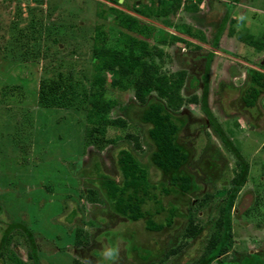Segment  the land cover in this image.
Segmentation results:
<instances>
[{
	"label": "rangeland",
	"instance_id": "374dc122",
	"mask_svg": "<svg viewBox=\"0 0 264 264\" xmlns=\"http://www.w3.org/2000/svg\"><path fill=\"white\" fill-rule=\"evenodd\" d=\"M203 1L198 13L192 14L186 7L197 0H182L180 11L171 17L178 29L147 18L150 0H138L137 5L142 11L138 17L157 28L141 35L142 39L158 40L165 30L199 46L176 42L163 47L169 55L162 62L163 69L188 73L182 90L185 100L203 97L204 59L211 51L217 53L210 73L208 104L250 167L232 214V251L220 260L225 264L250 254L264 257V94L252 109H247L242 100L248 69L261 70L257 64L264 62V54L248 44L250 38L264 39V0H240L236 6L232 5L234 0ZM134 3L128 0L123 7L121 0L119 4L105 0H0V206L4 209L0 215V244L4 229L24 224L35 235L42 264H84L85 258L91 264H101V246L116 242L121 246L117 264L195 262L215 232L226 189H231L236 176V156L223 145L200 105L186 103L182 111L190 118L184 139L192 151L189 171L203 187L198 198L211 194L208 207L199 212L201 219L196 220L197 225L205 226L202 235L184 239L187 221L182 219L176 220L175 227H180L172 230L174 234L167 229L149 233L145 221L130 223L103 202L91 200L90 197L95 198L90 194L96 189L94 183L99 187L101 181L96 167L116 176L122 149H132L139 157L145 155L147 128L128 123L117 108L110 114L108 137L122 136L118 146L86 147L87 106L77 102L74 108L47 110L41 108L38 97L42 83L56 80L59 75L72 78L78 97L103 92L91 84L96 28L106 25L108 33L112 28L118 31L109 8L128 12ZM101 13L106 18L99 16ZM130 13L137 15L133 10ZM228 14L220 46L213 49V39ZM183 24L191 26L194 35L202 31L206 41L183 35ZM233 29L235 33L230 35ZM110 37L113 41L116 36L110 32ZM192 78H197L194 89L190 88ZM113 84L111 79L109 87ZM118 96L122 105L134 99L133 93ZM128 134L140 139L143 150L137 149L134 141L124 139ZM152 180L162 181L155 169ZM170 199L178 203L179 197ZM165 205L168 206L167 201ZM147 208L155 211L153 204ZM165 217L166 214L157 216L155 221L160 223ZM79 231L89 240V246H76ZM11 239L0 264H19V259L32 264L24 235L15 232ZM136 245L145 250L138 254ZM171 248L180 253L165 260L163 255ZM146 249L152 252L149 261L140 257L150 255ZM11 256L13 261L8 260Z\"/></svg>",
	"mask_w": 264,
	"mask_h": 264
},
{
	"label": "trees",
	"instance_id": "16d2710c",
	"mask_svg": "<svg viewBox=\"0 0 264 264\" xmlns=\"http://www.w3.org/2000/svg\"><path fill=\"white\" fill-rule=\"evenodd\" d=\"M119 1L114 0V3L119 4ZM133 1L135 2L133 8H127L128 12L116 7L109 8L114 13L113 22L119 28L118 31H115L116 28H112L110 31L116 36L113 41L110 32L106 31V25L96 28L92 49L91 84L96 88L103 89V92L89 96L83 93L82 98L78 97L72 86V78L59 75L56 80L42 83L41 93L38 97L39 105L47 110L54 107L56 109L74 108L77 107V102L79 105L87 106L86 147L93 146L100 149L109 145L118 146V143L123 139L122 136L108 137L110 114L117 108H120L122 116L128 123H139L147 128V135L143 142L147 148L145 155L139 157L134 154L132 149H122L116 176L107 175L98 165L96 168L97 175L101 180L100 186L98 187L97 183H94L96 189L92 190L90 194L95 198H90L93 202H103L112 208L117 216L130 223L145 221V229L149 233H161L167 229L171 234H174L172 230L178 227H175L176 220H185L187 225L183 232L184 239H195L202 235L205 226L197 225L196 220L197 218L201 219L198 217L199 212L208 207L211 199V194H206L201 200L197 196L203 187L198 184L196 176L189 171L192 151L184 140L190 118L182 111V108L186 103L200 105L202 113L208 118L223 145L229 153L236 156L237 165L231 189H226L228 191L224 196L223 205L221 204L222 206L219 208V217L214 225L215 232L207 243L202 257L189 264H214L217 262L222 264L221 258L232 251V214L237 198L247 183L250 167L242 153L235 148L217 123L208 104L210 73L216 52L211 51L204 59L206 64L202 77L204 80L203 97L199 99L194 96L185 100L182 90L187 82L188 73L185 70L170 73L163 69L162 62H164L165 56H169L163 47L173 46L176 42H183L189 47L199 48V46L192 45L179 35L167 34L165 30H163L164 32L161 30L163 35L158 40L142 39L141 35L149 34L157 28L138 17L142 11L138 8V0ZM127 2L128 0H124L121 6L125 7ZM203 2V0H197L195 4L189 3L186 11L192 14L198 13ZM238 2L240 0H234L232 5L236 6ZM182 3V0H150L147 18L168 28L178 29L177 25L171 21V17L177 15ZM131 10L137 15L130 13ZM101 15L106 18L103 13L99 16ZM229 17L228 14L223 19L213 39V49L218 50ZM183 25H185L183 30L185 34L183 35L201 42L206 41L202 31H200L202 34L194 35L191 32V26ZM234 33L233 29L230 35ZM248 44L264 54V39L256 41L250 38ZM262 63L263 61L257 64L261 70L248 69L247 88L242 98L247 109L255 108L264 94V65ZM111 79L114 84L109 87ZM194 83H197V78H192L191 89L196 87ZM125 93H133L134 99L128 104L122 105L118 94ZM132 113H135V117ZM124 139L134 141L136 148L143 150L139 138L128 134ZM153 169L161 174L162 181L153 182ZM172 197H179L178 203L171 200ZM191 197H196V200L191 201ZM165 201L168 202V206L165 205ZM149 204L154 205V212L147 208ZM3 212L4 209L0 206V215ZM163 214H166L165 220L162 219V222L157 223L155 217ZM15 232H21L26 238L29 245L28 258L31 263L42 264L35 235L24 224H12L3 230L0 261L5 258L4 252L10 245ZM75 241L78 247L90 245L89 240L83 238L81 231L77 233ZM143 249L145 250V248L136 245L134 250L140 254ZM149 253V256L145 254L139 256L142 260L149 261L152 252L149 251ZM179 253V249L171 248L163 256L166 260ZM13 254L16 256V253ZM12 258L13 256L8 260L11 261ZM254 258L257 260L254 261ZM252 261L264 264V257L259 254H250L236 262L225 264H253ZM17 262L26 264L20 259ZM151 264L155 263L151 262Z\"/></svg>",
	"mask_w": 264,
	"mask_h": 264
},
{
	"label": "clouds",
	"instance_id": "9594fccd",
	"mask_svg": "<svg viewBox=\"0 0 264 264\" xmlns=\"http://www.w3.org/2000/svg\"><path fill=\"white\" fill-rule=\"evenodd\" d=\"M107 3L114 2V0H105ZM124 3V0H121ZM121 246L119 242L115 244L106 243L101 246L100 255L102 257L101 264H117V260L120 256ZM84 264H91V260L85 258Z\"/></svg>",
	"mask_w": 264,
	"mask_h": 264
},
{
	"label": "water",
	"instance_id": "95a60500",
	"mask_svg": "<svg viewBox=\"0 0 264 264\" xmlns=\"http://www.w3.org/2000/svg\"><path fill=\"white\" fill-rule=\"evenodd\" d=\"M122 3H123V1H122ZM262 64L264 65V62Z\"/></svg>",
	"mask_w": 264,
	"mask_h": 264
},
{
	"label": "crops",
	"instance_id": "0c3cea01",
	"mask_svg": "<svg viewBox=\"0 0 264 264\" xmlns=\"http://www.w3.org/2000/svg\"><path fill=\"white\" fill-rule=\"evenodd\" d=\"M217 54V53H216Z\"/></svg>",
	"mask_w": 264,
	"mask_h": 264
}]
</instances>
